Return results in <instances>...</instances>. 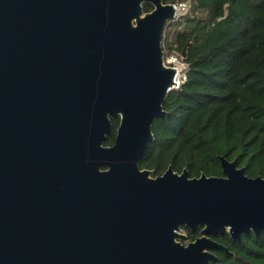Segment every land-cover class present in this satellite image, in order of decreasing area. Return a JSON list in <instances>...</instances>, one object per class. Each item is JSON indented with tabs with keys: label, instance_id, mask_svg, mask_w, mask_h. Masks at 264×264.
<instances>
[{
	"label": "water",
	"instance_id": "95a60500",
	"mask_svg": "<svg viewBox=\"0 0 264 264\" xmlns=\"http://www.w3.org/2000/svg\"><path fill=\"white\" fill-rule=\"evenodd\" d=\"M144 3L153 6L145 11ZM165 0H0V264H208L264 230V176L141 168L177 69ZM111 117H119L115 142ZM182 226L201 236L184 244Z\"/></svg>",
	"mask_w": 264,
	"mask_h": 264
},
{
	"label": "trees",
	"instance_id": "16d2710c",
	"mask_svg": "<svg viewBox=\"0 0 264 264\" xmlns=\"http://www.w3.org/2000/svg\"><path fill=\"white\" fill-rule=\"evenodd\" d=\"M189 3L164 31L166 55L187 63V79L172 89L168 115L153 122L155 139L141 168L161 175L172 165L191 177L223 175L219 156L237 160L249 176H264V0H165ZM145 11L153 6L144 3ZM105 144L115 142L119 117ZM220 240L231 252L220 263L264 264V230L229 234Z\"/></svg>",
	"mask_w": 264,
	"mask_h": 264
},
{
	"label": "built area",
	"instance_id": "2783aa9c",
	"mask_svg": "<svg viewBox=\"0 0 264 264\" xmlns=\"http://www.w3.org/2000/svg\"><path fill=\"white\" fill-rule=\"evenodd\" d=\"M178 6L179 11L183 13L189 8V3H179L176 4ZM165 63L169 66H173L177 69V74L175 76V85L173 89H178L187 79V63L183 60L182 57H179L176 54H170L165 56Z\"/></svg>",
	"mask_w": 264,
	"mask_h": 264
},
{
	"label": "flooded vegetation",
	"instance_id": "af4514ba",
	"mask_svg": "<svg viewBox=\"0 0 264 264\" xmlns=\"http://www.w3.org/2000/svg\"><path fill=\"white\" fill-rule=\"evenodd\" d=\"M201 229H202V226H199L198 228H196L194 231L193 230H190L189 228H187L186 226H182V232L183 233H185L186 235H187V238L185 239V240H183L182 242L184 243V244H188L189 242H192V241H195L198 237H200L201 236ZM252 232V231H251ZM250 232V233H251ZM250 233H242V235H241V238H242V240L241 241H238V240H234L232 237V239L235 241V242H243V235L245 234V235H249ZM261 233V232H260ZM225 234H229L230 235V233L228 232V231H226L225 233H223V234H219V235H210V237L212 238V239H214L215 241H217V242H219V243H221V244H224L221 240H220V238L223 236V235H225ZM260 235V234H259ZM231 236V235H230ZM225 245V244H224ZM225 246H227V245H225ZM229 249V248H228ZM210 251L212 252V253H214V254H216L218 257H219V255H218V253L220 252V251H224V252H227V253H229V252H231L230 250L229 251H225V250H222V249H210ZM212 260H210L209 261V263L211 262ZM214 262V261H213ZM208 263V264H209Z\"/></svg>",
	"mask_w": 264,
	"mask_h": 264
},
{
	"label": "rangeland",
	"instance_id": "374dc122",
	"mask_svg": "<svg viewBox=\"0 0 264 264\" xmlns=\"http://www.w3.org/2000/svg\"><path fill=\"white\" fill-rule=\"evenodd\" d=\"M181 14H182L181 11H179V12H178V15H181Z\"/></svg>",
	"mask_w": 264,
	"mask_h": 264
}]
</instances>
